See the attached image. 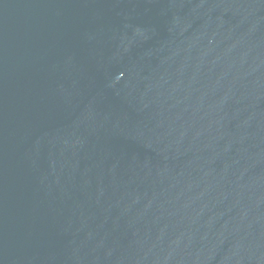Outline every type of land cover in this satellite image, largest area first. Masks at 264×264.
I'll list each match as a JSON object with an SVG mask.
<instances>
[{
    "label": "water",
    "instance_id": "1",
    "mask_svg": "<svg viewBox=\"0 0 264 264\" xmlns=\"http://www.w3.org/2000/svg\"><path fill=\"white\" fill-rule=\"evenodd\" d=\"M0 264H264V0H0Z\"/></svg>",
    "mask_w": 264,
    "mask_h": 264
}]
</instances>
